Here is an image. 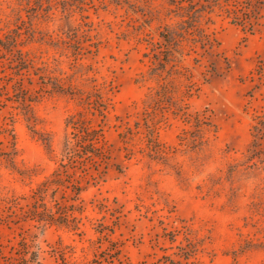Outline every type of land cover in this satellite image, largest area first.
<instances>
[{
  "label": "rangeland",
  "instance_id": "374dc122",
  "mask_svg": "<svg viewBox=\"0 0 264 264\" xmlns=\"http://www.w3.org/2000/svg\"><path fill=\"white\" fill-rule=\"evenodd\" d=\"M230 9L0 0V264H264V18Z\"/></svg>",
  "mask_w": 264,
  "mask_h": 264
},
{
  "label": "trees",
  "instance_id": "16d2710c",
  "mask_svg": "<svg viewBox=\"0 0 264 264\" xmlns=\"http://www.w3.org/2000/svg\"><path fill=\"white\" fill-rule=\"evenodd\" d=\"M206 2H212L215 4H220L221 2H229L230 0H205ZM232 1V9H230L231 14H233V20H237L238 24H241L245 29L253 31L256 24H258L259 20L264 18V0H231ZM197 11H195L196 13ZM100 110V109H99ZM104 109H101V113ZM77 122V120H76ZM74 121V128L78 131L76 134L79 142L88 141L87 145H90L94 151L93 152L97 156H104L102 155L100 148H96L93 144L94 141L99 140L98 131L93 128H88L83 126V122L76 123ZM150 136H152L150 134ZM65 180L61 178L59 170H56L51 179L44 181L40 187L34 192V197L40 198L46 195L49 191L51 186H57L56 188L59 189L60 186H64ZM67 187V186H66ZM73 190L75 191L76 195L81 192V188L78 186L73 185ZM36 214H39L43 220L48 222H55L61 224H69L71 222L72 215L69 213L70 209L68 208H61L58 206L57 212L49 211L47 207L43 209V211H39L37 209ZM64 264V263H63ZM66 264H78V263H66ZM87 264H100L97 259H94L91 263Z\"/></svg>",
  "mask_w": 264,
  "mask_h": 264
}]
</instances>
